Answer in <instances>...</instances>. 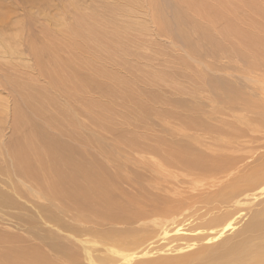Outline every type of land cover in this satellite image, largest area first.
<instances>
[{
	"label": "bare ground",
	"instance_id": "obj_1",
	"mask_svg": "<svg viewBox=\"0 0 264 264\" xmlns=\"http://www.w3.org/2000/svg\"><path fill=\"white\" fill-rule=\"evenodd\" d=\"M21 1L33 4L44 2ZM140 2L54 0L53 4L50 2V5L38 10L39 16L42 15L43 18L35 22L36 27L38 28V23H46L52 28L50 34L41 25L50 51L39 52L37 48L40 44L37 42L36 32L25 29V22L31 21V16L15 20L19 31L13 30L16 24L10 20L15 17L11 12L14 9L0 0V215L5 210H8L6 214H11L14 213L13 210L19 209L29 211L30 216L34 217L32 212H36L42 220L40 223L44 225L43 229L48 232L37 239L48 247L52 255L49 258L41 250L44 257H35L27 252H4L0 264H82L83 261L85 264L111 263L109 252L106 255L98 253L100 246L96 245L97 242H93V246L84 244L81 237L87 234L82 231V227L66 224L56 214L62 212L70 217L72 210L79 218V223L82 219H91L95 223L101 221L109 226L99 235L102 238L99 240L106 251L113 249L114 253L115 249L107 245L110 237L112 238L114 246L121 251L118 254L123 256L122 260L118 258V263L127 264L135 258L145 257L152 251L149 248L153 241L143 249L135 251L144 244L140 228L151 225L147 221L152 220L153 216H175V211L184 207L181 198H175L178 190H173V198L161 193L172 192V185V188L168 185L171 179L179 184L191 182L209 187L218 185L217 190L205 192V189L203 192L199 189L197 195L188 196L192 201L194 197L201 200L198 208L201 212L197 214V221L200 222L194 221L195 227H186L188 231H185V226L178 224L171 230L172 234L178 235L176 237L180 235V238L192 241L181 247L177 245L174 248L176 251L187 250L201 241L206 244H200L192 253L180 257H164L158 260L151 258L137 264H264V208L255 210L244 224L237 225L249 214L257 196L261 195L262 198L264 194V153L261 158L259 156L257 166L252 164L255 165L252 167L247 163L257 161L255 159L258 157L246 156L252 159L251 162L242 163L243 167L240 165L238 168L237 164L247 158L228 154L226 150L231 145L227 144L226 133L211 132L207 128L200 136L191 134L192 138L195 137L193 140L178 138L180 133H173L171 140L167 135L151 138L154 143H147V134L118 138H113L112 134L108 139L113 143L124 140L120 144L121 149L126 150L118 152V157L110 160V148L98 145L103 134L98 135L85 124L87 120L91 126L109 133L113 129L114 123L111 119L114 112L122 110L134 95L144 91L145 82L127 85L118 97L113 96L126 84L125 81L117 79H114L116 84H112L103 77L106 74L104 66L120 50L115 45L121 42L120 46H124L121 54L124 61H139L141 58L133 52H141L143 46L148 48L147 42L144 44L139 38L138 43L134 40V32L131 38L125 40L114 38L116 41L107 44L98 55L96 52H89L94 38L104 46L101 36L87 28L92 20L108 22L111 19L108 15L126 18L128 22H120L118 30L125 33L127 28H131L129 22L136 23L146 29L143 34L147 32V36L151 32L172 37L177 41L175 43L183 45L187 57L193 59L195 54L219 52L220 48L227 50L223 41H228L229 38H237L238 42L247 46L264 43L261 34L264 32V25L260 23L264 19V9L257 6L255 0H142L140 7L145 19L136 21L135 8ZM243 5L246 7V15L252 16L253 22L249 30L244 29L241 32L238 29L240 25L236 24L238 14L235 13L241 11ZM51 8L52 13L49 11ZM168 9L173 13L171 16ZM66 15H69V19L64 17ZM222 22L223 27L215 33L216 27ZM153 27L159 31H154ZM6 34H15V43L9 42L10 38L1 40ZM20 34L22 38L18 37ZM193 35H196V41L192 40ZM76 36L87 38V47ZM200 48H207L211 52H196ZM25 51L29 57L25 55ZM26 57L31 58V62L25 60ZM126 68H122L121 72L127 73ZM17 69L22 72L14 75L13 71ZM188 69L192 67L189 66ZM137 75H144V72L140 70ZM176 75L156 73L152 80L166 82ZM201 75V86L212 95L207 98L217 102L215 100L218 95L226 96L231 103H218L226 105L228 110L242 108L257 113L261 120L264 119L263 98L251 95L249 101L233 103L240 95L237 88L225 81ZM244 78L241 75V80ZM133 79L142 82L138 78ZM183 79V83H186L187 80ZM174 92L184 93L179 87H175ZM133 102L139 104L138 99ZM155 107H159V104L141 106L140 115L145 117ZM80 118H83L82 121ZM194 123L192 119H188L189 126ZM85 130L91 136L83 133ZM202 134H207L210 140L207 141L208 138ZM188 135L183 134L184 137ZM116 146L120 147L117 143ZM210 147L218 149L212 150ZM118 158L121 161L111 162ZM246 166L248 167L244 170ZM140 176L143 177L138 178ZM141 179L145 180V186L138 183ZM150 180L153 181L152 184ZM123 184L131 188H126ZM27 200L37 201L39 204L42 200L46 203L36 204L31 211L24 204ZM259 200L262 204L263 201ZM155 219L152 223L161 225ZM51 226L56 228V232L51 230ZM116 226H120L119 229ZM165 229L161 232V239H165L169 232ZM228 233L231 235H227ZM166 250L173 251V248L168 246ZM163 251L165 250L161 252Z\"/></svg>",
	"mask_w": 264,
	"mask_h": 264
},
{
	"label": "rangeland",
	"instance_id": "obj_2",
	"mask_svg": "<svg viewBox=\"0 0 264 264\" xmlns=\"http://www.w3.org/2000/svg\"><path fill=\"white\" fill-rule=\"evenodd\" d=\"M3 1L6 6L14 9L11 12L14 13L15 17H13L10 21L14 22L16 24V27L12 29L19 31L18 24L15 22V20L28 18V16H31V21L25 22L26 31L30 29L36 32L37 42L40 44V46L37 48L39 49V52H43V51L47 52L48 50L50 51V49H48L47 47L48 40L47 37H44L46 34L42 31V26L45 27L50 32V34H52V28L48 26L46 23H38V24L36 23L38 25L37 28L35 22L43 18L42 15L39 16L40 13L38 10L40 8L47 7L48 5H50V2H52L53 4L54 0L52 1L44 0V2L41 4H33L31 2L29 3L28 1L27 3H24L21 0H3ZM140 1L141 2L135 8L136 21L145 19L144 16H142V12H141L142 7H140V5L142 4V0ZM161 1L166 2V0H161ZM6 2L9 3L6 4ZM255 2L257 6L260 5L259 7L264 9V0H255ZM19 3L21 6L19 5ZM174 3L173 6H175ZM22 5L24 6L22 7ZM64 7H65V3L62 4L63 9ZM97 9H99V7ZM241 9H242L241 11L238 10L239 12H236L235 14H238L236 16V24L240 25L238 29L241 32H243L244 29L249 30L250 28L249 26L253 22L252 21L253 19L252 16L246 15V7L244 5L242 6ZM49 11L52 13L53 12L52 8ZM167 12L168 13L170 12L169 13L170 16L173 14L169 9L167 10ZM255 12L257 13L256 9ZM263 15H264V11H263ZM108 16H111V19L108 22L107 21L105 22V20L94 19L88 23L87 28L90 31H93L97 36H101L102 42L104 44V46H102L101 43L94 38L93 39L94 44L93 46H91L90 48L91 50L89 52H96L95 54L98 55L99 52L107 46V44H111L116 41L114 38L125 40L126 38H131L134 32H135L134 40L138 43L139 41L137 40L139 38L141 41H143L144 44L147 42V46H148V48L143 46V48H141V52H133L134 55L141 58L139 61H136L134 59H129L124 61L123 59H121V54L124 50V46L121 47L120 46L121 42H120L115 45L117 49H120L119 52H115L114 55L111 56V62L107 63L104 66L106 68L105 69L106 74H104L103 76L105 80L111 81L112 84H116V81L114 79L123 80L126 82L124 86H121V89L119 90L118 93L113 94L114 97H118L122 92V90L126 88L127 85L139 84L145 82V88L143 92L134 95L128 101L130 103H127L122 110L114 112V116H112L111 119V121H113L114 123L113 129L110 130L109 133L102 131L100 128L91 126V124L88 123L86 120L85 124L89 128H93L94 132H96L98 135L101 134L105 135L104 138L103 135H101L102 137L99 138L98 145L100 147H103L105 145L106 147L110 148L111 154L108 156L109 159L110 160L116 159L118 157V152H122L126 150V148H124L123 150L121 149L122 144L120 143H122L124 140H119V142L113 143L111 140L108 139L109 137H111L112 134H113L112 135L113 138H118L119 136H135L137 134H147L148 135L147 143H154V141L151 140V138H155V136L158 135H167L171 140V136L173 133H180L181 137L180 135H178V138H183L185 140L188 139L193 140L195 137L192 138L193 135L191 134L200 136V134L205 129L208 128L209 131L211 132L226 133L227 144L232 146V147L230 146L229 149L226 150L228 154L229 153L231 155L233 154L234 157H243V156L245 157L247 156L248 158L251 156L258 157L257 159H255L257 161H252V162H251L252 159H248L246 157L247 159L242 160L237 164L239 166L238 168H240V165H242L243 167V164L246 162H251L247 164H251V166L254 167L257 164L256 162H259L260 160L259 156L261 158V154L264 153V119L261 120L257 113L249 112L242 108L235 109L233 111L228 110V107L226 105L218 103L221 101H224L226 104L231 103L229 98L226 96L223 97L221 95H218L215 100L217 102H214L209 98H207L212 95L206 88L201 86V80H202L201 74L208 75L219 81H225L228 84H231V86L237 88L240 92L239 93L240 95L237 96L232 101L233 103H241V102L249 101L251 99V95H254L259 99L263 98V102H264V43L262 42L258 43L256 46H247L241 42H238L239 40L237 38H229L228 41H223V45L227 47V50L229 52H225L227 50H222L220 48L218 50L219 52L210 53L211 51H209V49L206 48L205 51L204 48H200L196 52H203V53L207 52L210 54H200V55L195 54L194 57L192 56L193 57L192 59V58H188L185 52L183 51L184 49L183 45L175 43L177 41L174 40L172 37L162 36L160 34L156 35L151 32L147 36V32L146 34H143L146 30L145 28H141L138 24L136 23L133 24L131 22H129L131 28H127L126 32L124 33L123 31H120L117 28H118V24L123 20H124L123 24H126V22H128L126 18L113 16V15H108ZM64 17L66 19H69V15H66ZM260 23L264 25V19ZM223 25H224L223 22L220 23L216 27V30L214 32L217 33L223 27ZM139 28H141L140 31ZM255 29L256 28H254V30ZM153 30L159 31V29L156 27H153ZM9 32L13 34L12 31ZM7 34L2 36L1 40L4 41L10 38L9 42L15 43L17 36H15V34L12 36H9ZM261 34H262V40L264 41V32ZM18 37L22 38V34L18 35ZM169 38H171L173 42ZM195 38L196 35H193L192 40L196 41ZM78 39L83 42L85 47H87V45L85 44V40H87V38L78 37ZM130 48L131 46L129 47V49ZM239 50H241L242 52H237ZM189 52L192 51L189 50ZM25 53H26L25 55L29 57L26 51ZM30 59L31 58H27V57L25 58V60L31 62ZM251 65H255V67H251ZM189 66H191L192 69L189 70L188 69ZM124 67H127L126 68L128 69L127 73L121 72L122 68ZM72 68L75 69V67ZM134 68H138V70H133ZM140 70L144 72V75H137V72H139ZM13 72L14 75H18L19 73L22 72V70L19 71L17 69V71L14 70ZM156 73H160L161 75H170V74H175V75L177 74V75L166 82L158 81L159 79L157 81H153L152 80L153 75ZM241 75L245 77L244 80H241ZM133 78H138L142 80V82L135 81ZM183 78L187 80L186 83H183L185 82ZM175 87L181 88L184 93L175 94L176 93L174 92ZM134 99H138L139 104H135L133 102ZM102 102L105 103L107 101H102ZM157 104H159V107L150 109L145 117H142L140 115L141 106H157ZM80 119L82 121L83 118ZM188 119H192V121L195 122L194 123L195 125L191 124V126H189ZM84 121L85 119L83 120V122ZM195 131H197V133ZM9 132L10 131H8V133ZM83 133L89 134L91 136V133H89L86 130ZM185 133L186 135L190 134L191 136L188 135V137H184L183 134ZM202 136L206 138L209 137L207 136V134L206 136L205 134H202ZM121 139L123 138L121 137ZM93 140L95 141L94 138ZM206 140L208 141L210 140V138ZM116 143L119 144L120 147L116 146ZM210 148L212 150L218 149L217 147H210ZM120 159L121 158H118L117 160H112L111 162L117 163V161H121ZM247 167L248 166L244 167V170H246L245 168ZM107 168H108V164H107ZM148 172L149 171H147V173ZM143 176H140L138 178H141ZM169 182L170 184L168 185L170 187L172 185L173 187L172 192H161V193L166 194L169 197L173 198L174 191L178 190L179 191L178 196L175 198L180 197L184 207H180L177 211H175L174 214L176 217L174 215L159 216V217L153 216L152 220L149 219L147 222H151L150 223L151 225L149 226L147 225L148 227L142 226L143 229L141 230L142 228L141 227L139 230L141 232V236H142L141 239H143L142 242L144 244L143 246L142 245L140 246L141 248L138 247L137 249H135V251H137L138 249L139 250L143 249L148 243L153 241V243H151L152 246L150 245L149 248L152 251H150L151 253L149 252V254L146 255L145 257L135 258V260H132L130 263L127 264H137L138 262L144 260H150L151 258L152 260L153 259L158 260L164 257H180L181 255L192 253L194 250L197 249L198 245L206 244L201 241V242H197L196 243L197 245L195 244L192 248L182 251H176L174 248L177 245L181 247L188 243H191L192 241L190 242V240L186 238L182 239L180 238V235L179 237H176L178 235L172 234L173 232H171V230L173 229V227H175L178 224H182V226L184 225L185 227L184 226L183 227L185 231H188V229L192 226L195 227L196 223L194 221L200 222L197 221L198 220L197 214H200L201 212L198 210V208L200 207L201 200L199 201V199L197 200L194 197V201H192V199L188 198V196L191 197L193 195H197L199 193V189L202 190L203 192L205 191V189H207L205 192L209 190L212 191L214 189L217 190L219 188L218 185L214 187H209V186H201L198 183L196 184L191 182L186 184L184 183L179 184V182L173 179L169 180ZM19 183L20 182H18V184ZM138 183L143 184L142 186H145L144 179H141ZM150 183L152 184L153 181L150 180ZM123 185L126 188L129 189L131 188L127 184H123ZM177 186H179V188ZM181 186L182 188H180ZM174 187H176L177 189L176 188L174 189ZM139 191L143 192L142 190ZM257 192H259V190H257ZM258 198L264 202V194H262V198L261 195L257 196V198L252 203L253 206L252 209L249 211V214L247 213V215L244 216V219L240 220L241 223L239 222V224L237 223V225L240 226L244 224V221L248 219L251 216V213L254 212L255 210L264 208L263 207L264 203L262 202L263 204L262 206V204L260 203L261 201ZM43 202L44 204L46 203L45 201L41 200L40 204H42ZM24 204L31 211L34 210L35 208L34 206H36V204L40 205L37 201H29V200H27ZM7 211L8 210H5L4 214L0 215V258L4 252H27V253H32L35 257L36 255H41L44 257L41 251L45 252L46 256L51 258L52 256L51 251L48 249L46 245H42L41 240L37 239V237L39 236L42 237L45 236L46 234H48V232L45 229H43L44 225H41L40 223V221L42 220L40 219L39 216L36 215V212H32L34 217H31L29 211H20L19 209H15L13 210L14 213L11 210H9L12 213L6 214ZM13 214L14 216H11ZM56 214H58V216L61 217L66 224L77 225L78 228L82 227V231L84 230V232L87 234L81 237L85 245L93 246V242H97L98 244L96 245L100 246L98 247L97 250L99 254L106 255L110 253L108 256L109 257L111 256L112 260L111 263L108 264H124V263H118L117 261L118 258L122 260L123 256H120L118 254L121 251L118 249L117 246H114L115 244L112 243L113 240L111 237L107 245L115 249L114 253H113V249L106 251L105 247L101 246V241L99 239L102 238H99V235L109 228L108 225L102 224L103 222L101 221L95 223L91 221V219H89V221L82 219L79 223L77 221V219L79 218L76 216L74 210L71 211L70 214L72 216L70 217L69 214H64L62 212ZM154 219L159 220L161 222V225L158 224L156 226L155 224H153L152 221ZM163 221L165 222V224ZM119 227L120 226H116L115 228L119 229ZM163 229L169 231L168 234H166L165 239H161L162 237L161 232L163 231ZM51 230L53 232H56L55 227L51 226ZM149 231L151 232L149 233ZM227 235H231V233H228ZM150 236L152 237L149 238ZM173 237L174 239H172ZM163 246H167V247L171 246L173 248V251L171 250L168 251L166 250L167 247H163ZM162 250L165 251L161 252ZM102 251H106V252H102ZM84 262L85 261H83L82 264H85ZM189 264H193V262H190Z\"/></svg>",
	"mask_w": 264,
	"mask_h": 264
}]
</instances>
